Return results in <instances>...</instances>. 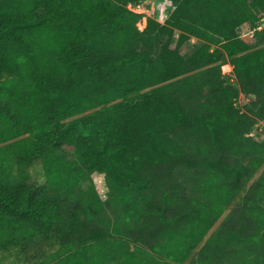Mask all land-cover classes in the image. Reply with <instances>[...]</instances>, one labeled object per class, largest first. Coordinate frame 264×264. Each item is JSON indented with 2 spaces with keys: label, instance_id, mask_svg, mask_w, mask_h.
Listing matches in <instances>:
<instances>
[{
  "label": "trees",
  "instance_id": "1",
  "mask_svg": "<svg viewBox=\"0 0 264 264\" xmlns=\"http://www.w3.org/2000/svg\"><path fill=\"white\" fill-rule=\"evenodd\" d=\"M141 1L0 0V249L73 233L60 264H134L74 251L105 231L70 204L73 184L30 181L34 160L48 167L63 147L78 156L64 165L103 174L138 218L161 210L149 171L203 168L207 200L163 228L169 257L264 264V136L254 130L264 121V0H173L167 22L149 17L143 30L128 7ZM245 23L257 45L241 36ZM191 37L202 43L186 57ZM228 61L235 84L222 74Z\"/></svg>",
  "mask_w": 264,
  "mask_h": 264
},
{
  "label": "rangeland",
  "instance_id": "2",
  "mask_svg": "<svg viewBox=\"0 0 264 264\" xmlns=\"http://www.w3.org/2000/svg\"><path fill=\"white\" fill-rule=\"evenodd\" d=\"M241 36L253 45L258 44L250 23L242 26ZM201 43V40H197L191 46H199ZM226 63L222 65L223 77L229 78L226 81L228 84H235L232 76L225 74V70L232 68V64L225 65ZM246 100L238 97L237 105L243 106ZM256 128V133L260 132L264 136V121L259 120ZM178 137H182L188 154L193 157L199 154L196 151V138L191 132L182 131ZM55 155L59 162L56 161L48 167L42 158L34 160L28 167L30 181L53 190L62 180L71 186L73 184L75 199H70V204L80 205V211L83 208L89 209L93 225L106 233L103 240L91 241L89 244L78 243L74 251L88 245L98 256L109 255L115 263L125 257L131 258L134 264H193L191 259L171 260L169 248L165 246L167 241L164 239L163 228L166 223H174L179 218L176 217L179 212H186L196 206L195 199L207 200L204 177L201 174L203 168L175 164L162 165L149 171L154 181L151 195H155V206L161 210L151 209L148 214L138 218L129 211L131 206L121 198L117 187L107 182L103 174L83 169L82 166L71 169L61 162L75 160L78 157L75 151L61 147L55 151ZM243 160L246 161L244 158ZM70 189L67 186L62 191L68 195ZM184 222L183 218L181 224ZM71 235L63 237L54 231L49 237H37L18 246L0 249V264H60L69 253V249L61 248L62 240L71 241L74 234Z\"/></svg>",
  "mask_w": 264,
  "mask_h": 264
},
{
  "label": "built area",
  "instance_id": "3",
  "mask_svg": "<svg viewBox=\"0 0 264 264\" xmlns=\"http://www.w3.org/2000/svg\"><path fill=\"white\" fill-rule=\"evenodd\" d=\"M128 7L129 9L135 12L142 13V19L137 22V25L141 30H143L147 26L149 17H154L157 21L162 24L166 23L171 12L176 8V4L173 0H142L141 2L136 4L130 2L128 4ZM263 26L264 22L259 25V28H262ZM229 64L232 63H226L225 65ZM225 74L232 76L233 80L236 79L233 64L232 68L229 69V71L225 70ZM239 97H244L245 99H247L246 102L250 99L249 97L244 96L243 94H241ZM251 134H253V132Z\"/></svg>",
  "mask_w": 264,
  "mask_h": 264
},
{
  "label": "crops",
  "instance_id": "4",
  "mask_svg": "<svg viewBox=\"0 0 264 264\" xmlns=\"http://www.w3.org/2000/svg\"><path fill=\"white\" fill-rule=\"evenodd\" d=\"M197 38L195 37H191L190 39H188L181 47V52L184 56L188 57L190 56L197 48V45H193L191 46L192 43L197 42ZM187 53V54H186Z\"/></svg>",
  "mask_w": 264,
  "mask_h": 264
}]
</instances>
